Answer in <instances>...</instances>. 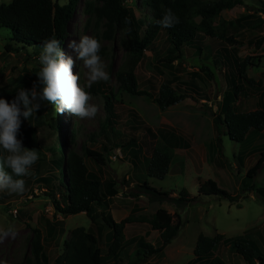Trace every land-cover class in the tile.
Here are the masks:
<instances>
[{
  "label": "rangeland",
  "instance_id": "rangeland-1",
  "mask_svg": "<svg viewBox=\"0 0 264 264\" xmlns=\"http://www.w3.org/2000/svg\"><path fill=\"white\" fill-rule=\"evenodd\" d=\"M12 1L0 0V5ZM242 1L244 5L224 11L216 19L215 40L199 35L198 43L200 42L202 51L189 46L184 48L180 65L179 62L172 65L164 62V58L169 55L167 48L170 47L165 42L164 35L146 52L137 69L140 88L158 98L162 85L169 83L179 94L185 93L188 96L181 104L164 111L153 98L132 97L119 89L116 73L125 60V34L117 31L114 39L108 40L107 22L97 15L101 4L97 0L81 1L76 17L69 26L62 51L74 60L72 70L73 74H80L78 84L86 86L88 69L76 58V53L69 44L73 40L78 42L83 35L99 40V54L109 80L98 81L92 86L99 84L103 89L114 91L117 100L114 105L115 117L112 118L109 113L105 96L86 88L91 97L89 103L98 109L94 117L81 119L67 110L59 114L55 112L53 104L43 102L39 111L29 117L31 121H23L17 138L23 140V147L35 149L39 159L31 166L28 175L23 177V193L0 189V230L14 226V233L7 236L0 234V264H26L29 260L35 261L38 237H41L48 264H53L65 254L74 230L90 229L91 220L86 215L64 218L53 207V198L60 199L59 177L63 170L56 163L67 160L71 150L83 156L84 149L102 151L106 145L111 154L110 163L104 170L101 168V172L103 179L117 181L119 194L115 197L112 212L108 211V201L103 210L117 222L125 220L133 211H136L135 214L142 213V217L151 218L157 204L150 203L145 210L134 203L139 198L131 197L135 193L134 186L146 177L145 159L151 158L154 150L155 142L146 133L148 127L154 132L161 127L169 128L183 138L181 144L174 145V159L169 175L165 180L148 179L151 186L163 191H176L177 195L185 189L190 195L197 196L201 183L213 179L232 196L239 195L241 198L238 206L219 196H203L201 202L185 209H177L176 212H180L184 221L178 238L163 253L142 264H187L195 257L194 250L201 234L207 237L223 234L226 238L251 235L264 255V198L255 194L257 189L264 187V169L253 184L246 180L248 170L256 164L259 153L264 150V131L252 132L244 143L224 136L220 154L213 117L207 112L210 108L217 111L229 89L225 75L226 71L228 73V66H214L215 51L221 45L228 46L221 42L226 38L238 42L237 50L241 59L254 58V65L249 67L247 74L249 78L262 83L261 88L247 86L246 92L240 95L236 104L237 110H256L259 97L264 95V44L258 46V40L264 38V0ZM53 2L64 6L69 0ZM125 5L133 9L139 19L149 17L150 12L144 5V0H125ZM246 15L252 16L248 26H229L230 22ZM13 38L9 29L0 26V89L11 98L15 97L18 90L32 89L40 68L37 58L42 51L25 46ZM8 45L11 46L10 50H7ZM206 69L213 73V79L207 77ZM132 112L137 114V120ZM111 119L114 120L112 126L108 123ZM58 126L59 129H56ZM133 139L141 149L138 158L132 157L129 148L122 147ZM2 155L6 153H0ZM85 161L91 171L99 169L92 160ZM62 180L65 182L67 178ZM133 184L135 185L131 188ZM251 185L255 191L244 193L243 190H248ZM100 214L101 209L97 208L96 219L100 227L93 225L91 231L98 239V247L106 256L109 249V229L101 225ZM124 233L126 241L120 253L121 264H140L134 262L142 240L159 247L160 232L153 231L150 225H127ZM215 252L228 264H247L229 246L221 244ZM104 264L113 262L106 259Z\"/></svg>",
  "mask_w": 264,
  "mask_h": 264
},
{
  "label": "trees",
  "instance_id": "trees-1",
  "mask_svg": "<svg viewBox=\"0 0 264 264\" xmlns=\"http://www.w3.org/2000/svg\"><path fill=\"white\" fill-rule=\"evenodd\" d=\"M82 0H69L68 4L62 6L54 3L53 0H13L11 3L0 5V26L9 29L13 34V40L24 43L25 46L42 49V42L46 38L55 37L62 42L63 49L68 37V30ZM101 7L97 9V15L107 22L106 37L113 40L117 31L125 34L123 47L125 60L116 73V80L119 89L132 97H150L161 110L181 104L188 96L179 94L169 83L162 85L159 96L156 98L148 90H142L138 79L137 69L144 60L146 52L153 47L154 43L166 37L165 42L169 44L167 52L169 55L164 62L172 65L183 60L184 48L194 47L202 51L199 35H205L211 39L215 35L214 24L217 18L224 11H230L237 6L244 5L242 0H144V5L149 9V17L139 19L135 11L126 7L125 0H97ZM167 9H171L179 18V23L172 28L160 27L156 21L160 20ZM153 16V18H152ZM152 18V19H151ZM252 16L246 15L229 23L232 28H242L249 25ZM264 21V20H263ZM263 23V22H262ZM215 40V39H213ZM221 45L215 51L214 66L219 68L222 65L228 66V73L225 72L229 89L218 105L217 111L213 108L207 112L213 117V125L216 132V142L222 154L223 139L229 137L235 142L244 143L252 132L261 133L264 131V95L259 97L257 109L251 112H240L237 110V102L241 94L245 93L247 86L262 87L261 82L249 78L247 71L253 66L254 58L241 59L238 54V42L234 39H223ZM264 44V38L258 40V46ZM11 46L8 45L7 50ZM215 50V49H214ZM207 77L214 78L213 73L207 70ZM199 76V75H197ZM91 89L96 94L104 95L106 105L112 118L115 117L114 105L116 96L111 89H103V86L94 84ZM107 90V91H105ZM0 97L11 101L13 98L3 94L0 89ZM133 111V110H132ZM134 119L137 114L132 112ZM31 121V118H29ZM109 125H114L111 119ZM141 123V124H140ZM142 126V121H140ZM53 128L54 126L51 125ZM59 129V126L56 127ZM149 138L155 142L151 158H146L144 169L146 177L134 186L133 198L145 196L150 202L167 203L174 205L177 209L199 203L203 196H219L233 204H238L241 196H232L222 189L219 184L209 179L202 182L197 196L190 195L185 189L178 195L175 192L157 189L149 183L148 179L165 180L170 173L174 159V145L183 138L172 132L171 129L161 127L154 132L151 128L146 129ZM225 136V137H224ZM124 148H129L132 157L138 158L141 151L135 139L127 143ZM121 147V148H122ZM137 148V150H136ZM102 151L84 149L83 156L72 151L64 162H57L60 172L59 184L61 189L60 199L53 198L55 211L64 218L85 214L93 225L100 227L96 219L97 208L101 209V225L109 229L107 241L108 253L103 255L102 249L98 247L97 237L85 228H77L73 231L70 243L64 255L57 258L53 264H104L106 259L113 264H121L120 253L125 246V227L134 223H147L154 231L160 232L159 247H155L145 241L139 242V249L135 256L136 262L144 263L151 257L157 256L165 251L172 242L178 238L184 221L179 214H171L165 209H159L151 218L136 217L135 212L121 222H116L111 214L107 215L103 210L106 202L117 197L119 194L116 180H105L101 168L110 163V150L105 145ZM256 164L251 167L246 180L253 184L264 169V150L260 153ZM85 159H90L99 168L91 171L86 165ZM135 168H137L135 166ZM10 171V170H9ZM105 173V172H104ZM105 175V174H104ZM64 178L67 180L64 182ZM255 191L251 185L244 193ZM256 195L264 198V187L255 191ZM53 196L54 194H49ZM229 246L230 250L244 258L247 264H264V255L251 235H243L236 238H226L223 234L214 237L199 235L194 259L187 264H228L216 255V249L221 245ZM47 254L42 246L41 237L36 242L35 261L29 260L26 264H48Z\"/></svg>",
  "mask_w": 264,
  "mask_h": 264
},
{
  "label": "clouds",
  "instance_id": "clouds-1",
  "mask_svg": "<svg viewBox=\"0 0 264 264\" xmlns=\"http://www.w3.org/2000/svg\"><path fill=\"white\" fill-rule=\"evenodd\" d=\"M179 22L171 9H167L156 21L163 28H172ZM61 44L54 36L43 40L42 51L37 58L40 66L37 81L30 91L24 88L18 90L11 101L0 97V153H6L0 156V189L17 194L25 191L23 177L28 175L39 156L35 149L23 147V140L17 137L23 121L39 111L43 102L53 104L56 113L63 114L67 110L81 119L94 117L98 111L97 106L89 103L91 97L86 88H91L98 81L109 80L99 54V40L83 35L78 42L73 40L69 44L76 58L88 69L86 86L78 84L80 74H73L74 60L66 56ZM9 233H14V226L0 230L2 235Z\"/></svg>",
  "mask_w": 264,
  "mask_h": 264
},
{
  "label": "crops",
  "instance_id": "crops-1",
  "mask_svg": "<svg viewBox=\"0 0 264 264\" xmlns=\"http://www.w3.org/2000/svg\"><path fill=\"white\" fill-rule=\"evenodd\" d=\"M128 179H130L129 177H128ZM133 179V178H132ZM135 184H133L132 186H131V188H133V186H134ZM173 192H175V195H177V193H176V191H173ZM114 201H115V198H113V199H111V200H109L108 202H109V207H108V211H110V212H112V209H113V206H114ZM107 202V203H108ZM134 203H136V204H138V205H140V207L141 208H145V210L148 208V206L150 205V203H155V204H157V206H156V209H155V211H154V213L153 214H151V216H153L159 209H165V210H167V211H169L171 214H175L176 213V211H177V208L174 206V205H169V204H167V203H156V202H150V201H148V199L145 197V196H141V197H139V199L136 201V202H134ZM142 213H138V214H136V216H142L141 215ZM179 214H180V212H179ZM82 215V214H81ZM85 215V214H84ZM181 215V214H180ZM73 216H75V215H73ZM182 217V216H181ZM117 222V221H116ZM99 223V222H98ZM100 224V223H99ZM101 224H103L102 222H101ZM136 224H144V225H147V226H149V224H147V223H136ZM93 226V224H92V222H91V226H90V229H91V227ZM89 229V230H90ZM154 231V230H153ZM157 232V231H156Z\"/></svg>",
  "mask_w": 264,
  "mask_h": 264
}]
</instances>
